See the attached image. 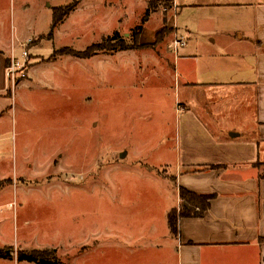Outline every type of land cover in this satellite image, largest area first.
<instances>
[{
	"label": "rangeland",
	"instance_id": "obj_1",
	"mask_svg": "<svg viewBox=\"0 0 264 264\" xmlns=\"http://www.w3.org/2000/svg\"><path fill=\"white\" fill-rule=\"evenodd\" d=\"M70 2L0 0V50L21 62L25 50L28 63L34 56L1 106L0 264H34L17 256L33 250H54L59 264H174L176 117L189 95L175 56L136 44L137 55L40 64L55 49L82 51L114 31L132 42L140 0H91L49 37L51 11ZM153 5L183 23L169 0ZM219 57L239 73V56Z\"/></svg>",
	"mask_w": 264,
	"mask_h": 264
},
{
	"label": "crops",
	"instance_id": "obj_2",
	"mask_svg": "<svg viewBox=\"0 0 264 264\" xmlns=\"http://www.w3.org/2000/svg\"><path fill=\"white\" fill-rule=\"evenodd\" d=\"M89 1L79 0L62 21ZM160 1L164 0H140L135 28L141 27L139 46L163 49L169 55L165 47L169 38L186 39L173 56L178 86L189 93L181 97L176 117L175 184L197 195H214L200 218L178 219L172 262L264 264V0H169L184 20L180 27L174 24L171 9L152 10L154 2ZM5 49L0 50L4 81L0 116L5 112L2 100L11 98L16 83L22 81L10 86L5 60L11 53ZM136 49L93 57L130 51L137 55ZM234 54L240 57L239 73L219 57ZM30 56L31 67L24 79L33 69L34 56ZM169 62L163 60L162 68L169 67ZM235 111L241 113L242 121L232 114Z\"/></svg>",
	"mask_w": 264,
	"mask_h": 264
},
{
	"label": "trees",
	"instance_id": "obj_3",
	"mask_svg": "<svg viewBox=\"0 0 264 264\" xmlns=\"http://www.w3.org/2000/svg\"><path fill=\"white\" fill-rule=\"evenodd\" d=\"M78 3L79 0H71V2L67 6L54 8L52 10L51 24L48 32L49 37H51L54 28L62 22L64 17H66L75 9ZM140 30V26L132 30L133 36L131 43L125 42V40L120 38L119 34L115 33L111 37L104 39L100 43L89 45L82 51L73 50L68 47L55 49L53 50L52 54L46 59V61H55L63 56H72L77 59H89L99 52H113L136 49L137 38ZM160 34L162 35L163 31H161ZM160 34L157 35L156 43L159 40ZM29 68L30 67H28V69ZM2 189H4L3 186H0V190ZM177 195L181 203L180 210L177 213L175 210H172L168 214V226L173 236L177 234V221L179 218H200L203 213L207 211L210 201L214 198V195H197L182 187L177 188ZM17 256L20 260L28 261L34 264H59L58 257L56 256L54 250H33L30 252L21 251L17 252ZM5 257L6 253H4L3 249L0 248V258Z\"/></svg>",
	"mask_w": 264,
	"mask_h": 264
},
{
	"label": "built area",
	"instance_id": "obj_4",
	"mask_svg": "<svg viewBox=\"0 0 264 264\" xmlns=\"http://www.w3.org/2000/svg\"><path fill=\"white\" fill-rule=\"evenodd\" d=\"M175 8V6H174ZM186 45V40L182 37L174 36L173 39L167 45V51L174 56ZM25 49V48H24ZM24 61L21 62L13 56V52L9 57L8 64L5 68L6 77L10 82V86L13 87L18 79H24L26 77V71L28 70L29 59L26 50L22 53Z\"/></svg>",
	"mask_w": 264,
	"mask_h": 264
}]
</instances>
